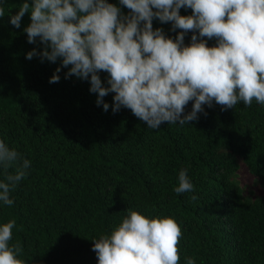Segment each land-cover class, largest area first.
<instances>
[{
	"label": "trees",
	"instance_id": "obj_1",
	"mask_svg": "<svg viewBox=\"0 0 264 264\" xmlns=\"http://www.w3.org/2000/svg\"><path fill=\"white\" fill-rule=\"evenodd\" d=\"M25 0H0V141L31 162L27 176L10 190L13 205L0 201V226L16 221L9 247L19 245L24 264H98L93 240L110 236L129 214L172 218L182 232L179 264H264V105L239 101L233 109L202 105L189 124L151 129L130 109L113 112L97 106L89 80L65 79L71 68L39 55L37 38L28 43L25 13L19 29L10 24ZM32 6L33 0H27ZM130 10L119 0H107ZM155 11V9H153ZM181 16L192 15L181 8ZM175 40L180 29L173 22L153 19ZM217 45L215 38H199ZM60 68L59 82L49 83ZM102 87L109 74L99 72ZM194 101L185 107L191 112ZM245 168L261 195L240 181ZM16 166L0 165V182L15 174ZM187 170L193 191L177 194L178 175ZM192 196L197 199L193 201Z\"/></svg>",
	"mask_w": 264,
	"mask_h": 264
},
{
	"label": "clouds",
	"instance_id": "obj_2",
	"mask_svg": "<svg viewBox=\"0 0 264 264\" xmlns=\"http://www.w3.org/2000/svg\"><path fill=\"white\" fill-rule=\"evenodd\" d=\"M130 10H121L107 0H27L10 24L19 29L22 17L30 12V24L24 29L28 43L39 41L41 53H27L31 60L39 55L55 63L62 58V67L69 71L65 79L76 76L89 80L90 92L97 93V106L109 108L103 98L113 97V112L121 107L148 128L159 129L168 124H189L203 112L202 105L213 102L222 111L233 109L243 101L264 105V0H119ZM181 8H190L192 15L181 16ZM155 9V11H153ZM0 7V17L4 16ZM173 22L172 30L180 29L175 40L166 38L162 29L153 30V19ZM199 38H215L217 45L191 36L184 46L185 34ZM60 68L49 83L59 82ZM99 72L109 74L102 87ZM194 101L192 110L183 115ZM0 165L7 172L16 166L15 174L0 182V201L11 206L10 190L27 176L31 162L0 141ZM177 194L193 191L187 170L178 175ZM191 199L195 201L196 196ZM16 221L0 226V264H24L17 259L19 245L9 247ZM182 236L172 218H146L136 211L129 214L110 236L93 240L92 250L98 264H179V243ZM186 264H195L186 258Z\"/></svg>",
	"mask_w": 264,
	"mask_h": 264
},
{
	"label": "rangeland",
	"instance_id": "obj_3",
	"mask_svg": "<svg viewBox=\"0 0 264 264\" xmlns=\"http://www.w3.org/2000/svg\"><path fill=\"white\" fill-rule=\"evenodd\" d=\"M239 177H240V181L243 185H245L248 189L253 190L256 195H261L262 194V190L254 187L253 186V178L252 176L248 173V171L245 168H242L240 173H239Z\"/></svg>",
	"mask_w": 264,
	"mask_h": 264
}]
</instances>
